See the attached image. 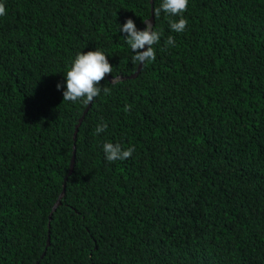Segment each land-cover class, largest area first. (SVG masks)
<instances>
[{
	"label": "trees",
	"instance_id": "1",
	"mask_svg": "<svg viewBox=\"0 0 264 264\" xmlns=\"http://www.w3.org/2000/svg\"><path fill=\"white\" fill-rule=\"evenodd\" d=\"M160 3L4 0L0 264H264V0H189L182 33ZM127 18L163 33L138 73ZM95 49L109 92L63 101Z\"/></svg>",
	"mask_w": 264,
	"mask_h": 264
},
{
	"label": "clouds",
	"instance_id": "2",
	"mask_svg": "<svg viewBox=\"0 0 264 264\" xmlns=\"http://www.w3.org/2000/svg\"><path fill=\"white\" fill-rule=\"evenodd\" d=\"M188 4L189 0H161L159 8L155 10L156 15L163 12L168 17H178V19L169 20V28L174 33H182L186 30L188 23L183 15ZM5 14L4 0H0V16ZM119 32L124 34V43L134 53L133 62L144 66L156 60V47L154 46L160 43L163 35L161 30L156 29L151 23H146L145 27L140 30L132 18H127L122 25L119 24ZM166 45L175 46L172 36L167 38ZM107 57L101 49L77 52L65 71L64 81L56 85L57 90L62 91L63 101L88 104L102 91L107 94L109 89L99 84L106 74L113 72V66ZM115 79L117 78L113 77V81ZM107 128V122H100L95 128V134L104 133ZM102 151L108 162L124 161L132 157L135 146L125 148L119 142L105 141L102 144Z\"/></svg>",
	"mask_w": 264,
	"mask_h": 264
},
{
	"label": "water",
	"instance_id": "3",
	"mask_svg": "<svg viewBox=\"0 0 264 264\" xmlns=\"http://www.w3.org/2000/svg\"><path fill=\"white\" fill-rule=\"evenodd\" d=\"M149 23H151V24L153 23L152 22V18L149 20ZM145 47H146V45H145ZM140 69H141V66L139 65V68H138L137 73L140 71ZM137 73L133 77H135L137 75ZM73 165H74V156H73L72 161H71V164H70L69 174L72 173Z\"/></svg>",
	"mask_w": 264,
	"mask_h": 264
}]
</instances>
